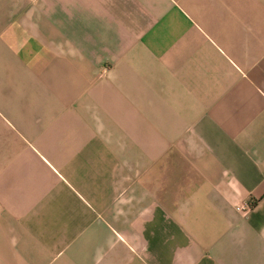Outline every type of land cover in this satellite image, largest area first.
<instances>
[{
    "label": "crops",
    "instance_id": "obj_1",
    "mask_svg": "<svg viewBox=\"0 0 264 264\" xmlns=\"http://www.w3.org/2000/svg\"><path fill=\"white\" fill-rule=\"evenodd\" d=\"M0 264H264V0H0Z\"/></svg>",
    "mask_w": 264,
    "mask_h": 264
},
{
    "label": "built area",
    "instance_id": "obj_2",
    "mask_svg": "<svg viewBox=\"0 0 264 264\" xmlns=\"http://www.w3.org/2000/svg\"><path fill=\"white\" fill-rule=\"evenodd\" d=\"M252 207H253L252 203H246V204H243V205L237 207V210L239 212H242V213H247L251 210Z\"/></svg>",
    "mask_w": 264,
    "mask_h": 264
}]
</instances>
